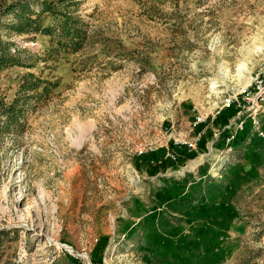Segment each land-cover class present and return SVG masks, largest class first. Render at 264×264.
<instances>
[{"label": "rangeland", "instance_id": "1", "mask_svg": "<svg viewBox=\"0 0 264 264\" xmlns=\"http://www.w3.org/2000/svg\"><path fill=\"white\" fill-rule=\"evenodd\" d=\"M0 54V264H264V138L190 180L136 154L242 100L264 0H0Z\"/></svg>", "mask_w": 264, "mask_h": 264}, {"label": "built area", "instance_id": "2", "mask_svg": "<svg viewBox=\"0 0 264 264\" xmlns=\"http://www.w3.org/2000/svg\"><path fill=\"white\" fill-rule=\"evenodd\" d=\"M234 106L238 108V112L224 126L211 127L218 121L225 108ZM210 127L214 130L213 139L202 149L201 141L203 138L206 141ZM247 129L249 136L241 137V133ZM162 135L165 138L163 143H140L136 146V154L142 156L163 149L165 159H186V165L181 170L165 173L169 176L183 177L191 173L195 178H201L204 175L200 174L199 169L208 163L210 167L207 174L217 173L236 153L238 140L246 145L251 142L253 136L264 138V64L258 68L249 86L244 89L242 100L235 94L222 95L220 104L213 110L199 111V114H195L186 124L171 122L162 127ZM170 141H173L176 149L170 146ZM218 141H222V145L218 144ZM152 162L156 164L158 160L153 159Z\"/></svg>", "mask_w": 264, "mask_h": 264}, {"label": "trees", "instance_id": "3", "mask_svg": "<svg viewBox=\"0 0 264 264\" xmlns=\"http://www.w3.org/2000/svg\"><path fill=\"white\" fill-rule=\"evenodd\" d=\"M23 5H22V7H25L26 6V4H23ZM47 9H49V7ZM18 29H19V31L22 30V28H18ZM35 29L39 31L40 30V27H37ZM42 31L43 32L50 33L51 29L49 30V27H48L47 29H44ZM63 32H64L63 33L64 36H68V34H69V28H63ZM4 59H5V57L0 54V64L4 62ZM10 63H12V64H18V65H22V66L24 65L21 61H19L16 58L11 59L10 60ZM29 76H33V73H27L26 77H29ZM26 84H28V83H26ZM37 86H38L37 83H31V87L32 88H36ZM16 104H17V100H15L14 104H12L11 106L8 107V110L7 111L9 112V114H10L11 117H13V116L15 117V114H16V107L15 106H16Z\"/></svg>", "mask_w": 264, "mask_h": 264}, {"label": "crops", "instance_id": "4", "mask_svg": "<svg viewBox=\"0 0 264 264\" xmlns=\"http://www.w3.org/2000/svg\"><path fill=\"white\" fill-rule=\"evenodd\" d=\"M207 134H209V131L207 132ZM260 139H262V138H260ZM240 141H241V140H238V142H237L238 145L241 144ZM221 145H222V143H221ZM180 151H182V150H180ZM155 154L159 155L158 152H157V153H152V155H155ZM201 169H202V167L199 169L200 174H201V175H204V172H202ZM187 175H189V176H187ZM187 175L183 176V178H185V177H189V180H190V178L193 179V177H192L193 174H192V175H191V174H187ZM193 176H194V175H193ZM205 180H206V179H204V180H200V181H199V180H195V183H194V184H197V183H200V182L203 183ZM179 181H181V180H179ZM200 199H201V198H200ZM203 201H205L204 198H203V200H201L200 203H202ZM160 240H162V239H160V238H157V239H156V241H157L158 243L162 244L163 242H160ZM161 246H163V245H161ZM159 248H160V247H158V249H159ZM158 249H157L156 251H158ZM151 250H152V249H151ZM199 259H200V258H199Z\"/></svg>", "mask_w": 264, "mask_h": 264}, {"label": "bare ground", "instance_id": "5", "mask_svg": "<svg viewBox=\"0 0 264 264\" xmlns=\"http://www.w3.org/2000/svg\"><path fill=\"white\" fill-rule=\"evenodd\" d=\"M243 67V66H242ZM245 70V69H244ZM204 140H205V138H203V140L201 141V147H202V144L204 143ZM222 143V141H218V144H221ZM169 144H170V146L172 147V148H177L175 145H174V143H173V141H170L169 142ZM206 147V146H205ZM149 154H152V153H149ZM146 155H148V154H146Z\"/></svg>", "mask_w": 264, "mask_h": 264}]
</instances>
